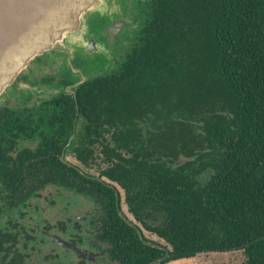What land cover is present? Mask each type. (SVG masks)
I'll list each match as a JSON object with an SVG mask.
<instances>
[{
  "label": "trees",
  "instance_id": "trees-1",
  "mask_svg": "<svg viewBox=\"0 0 264 264\" xmlns=\"http://www.w3.org/2000/svg\"><path fill=\"white\" fill-rule=\"evenodd\" d=\"M121 4L107 73L0 104V264H85L50 235L105 264H152L164 249L160 264L232 251L264 264V0ZM17 138L36 148L12 156Z\"/></svg>",
  "mask_w": 264,
  "mask_h": 264
},
{
  "label": "water",
  "instance_id": "water-1",
  "mask_svg": "<svg viewBox=\"0 0 264 264\" xmlns=\"http://www.w3.org/2000/svg\"><path fill=\"white\" fill-rule=\"evenodd\" d=\"M101 0H0V97L11 87L20 73L30 63L46 53L57 50L66 43L68 36L78 35L82 29L83 18L91 12ZM124 27V23L109 28L116 36ZM76 36L69 50H96L94 40H82ZM85 78L82 76V81ZM124 218V217H123ZM125 219V218H124ZM126 223L136 228L140 239L148 246L164 249L144 239L141 231L128 220ZM51 242L63 249L71 251L77 259L85 260L93 256L86 250L79 249L74 244L57 235L49 236ZM161 260L152 264H160Z\"/></svg>",
  "mask_w": 264,
  "mask_h": 264
},
{
  "label": "flooded vegetation",
  "instance_id": "flooded-vegetation-1",
  "mask_svg": "<svg viewBox=\"0 0 264 264\" xmlns=\"http://www.w3.org/2000/svg\"><path fill=\"white\" fill-rule=\"evenodd\" d=\"M108 2H110L109 3L110 5H114L115 8L113 11H111L108 8L109 7L108 6L105 13L108 15H115L116 17L110 20L108 24L99 31V33L103 31L104 34L105 33L109 34L112 37V40H114L117 45L120 37L122 36L123 32L126 30V27L128 25L127 20L124 17L125 13H127V9L124 10V7L121 4V0H109ZM126 2L127 4H129L130 2H132V0H126ZM99 15H100L99 16L100 18L103 17L101 13H99ZM120 23H124V27H121V29L117 32L116 36L114 37V35L110 33L108 30L109 28H112L114 25L116 26ZM87 29L89 31L88 27ZM112 45H113V41H111V46ZM72 54H74V56L79 57V58L83 56V53H80L79 51H74L72 52ZM55 56L56 58H53V59L50 58V59H47L46 61L47 63H49V61L51 62V60H53L51 65L46 64L44 59L42 60V62H40V64H37L35 67H32V68L30 67L31 66L30 65L31 63H30L28 67L26 68V72L30 71L32 75L34 74L33 77L31 76V78L28 79L25 77V73H22V75L20 74L18 76L19 77L18 80H15L14 85L11 86L13 87L12 91L17 94V97H13V93H12L10 94L11 97L10 96H8L7 98L5 97L6 100L0 104L7 105V106H17L21 101H23V97L21 96V93L26 94V96L30 98V103L35 102V101L41 102L43 100H47L46 99L47 97L56 96L65 91L66 93H69L70 92L69 89H71L72 86L76 84L74 83V81H76L77 78L80 79V76L77 74L76 71L73 72L71 70V67L68 65L67 56L69 55L63 48H60L59 50H57ZM63 58L65 59V63H63ZM113 62L111 61V65ZM75 78L76 80H74ZM19 82L27 84V85H25V88L20 87L18 85ZM30 108H32V111L34 112L33 113L34 115L31 114L30 117L34 119L41 118L42 111H45L46 109L45 107L40 106V105L38 106L29 105L26 107V110H29ZM37 123L39 122L37 121ZM13 139L14 138H12L11 141ZM36 140L37 139H32V138L31 139L30 138L29 139L17 138L16 140H14L15 148L13 149V151L15 152L13 153V155L10 152V155L12 156L18 155L22 151V149L26 146H27L26 148H30L32 150L35 149L36 148L35 146L37 145ZM89 214L90 213L88 211L82 212V213L80 212V215L76 216V218L81 219L85 216H88ZM75 246L78 247L79 249L86 250L88 253H93V256L88 257L85 260L77 259L75 255L72 253L76 260L83 261L85 262V264H105V260L103 258H107L108 255L105 252L100 251V249H98L97 247L90 249L88 246H85V247H81V246L79 247L77 245Z\"/></svg>",
  "mask_w": 264,
  "mask_h": 264
},
{
  "label": "rangeland",
  "instance_id": "rangeland-1",
  "mask_svg": "<svg viewBox=\"0 0 264 264\" xmlns=\"http://www.w3.org/2000/svg\"><path fill=\"white\" fill-rule=\"evenodd\" d=\"M109 0H101L100 2H98V4L96 5V7L89 12L88 14H86L83 18V23H82V29L80 30V32L78 33V35H80L78 38L81 37L82 40H94L96 43V50L93 51H80V53H83L82 57H76L74 56V54H72V52L77 51V50H69V52L67 51L68 55V65L71 67V70L74 72L76 71L77 74L79 76H83L84 78L90 77V76H96V74H103V73H107L110 69H111V61L114 60L115 56H116V52L114 50V47H116V42L114 40H112V37L109 34H104V32H100L99 31L101 29H103L110 20H112L113 18H115V15H108L106 14V10L107 7L113 11L115 6L114 5H110L108 2ZM109 12V11H107ZM101 13L103 17H99L98 14ZM105 13V14H104ZM97 15V16H96ZM88 21L93 22L92 24L93 27L91 31H88L87 29V23ZM78 35L75 36H68V40L66 41V43L62 44L61 46L57 47V50H59L60 48H66L67 43L70 44V42ZM94 37V39H93ZM73 38V39H72ZM111 41H113V45L111 46ZM52 51L50 53H46L45 55L36 58L30 65V67H35L37 64H40V62H42V60H45L46 64H52L49 61V63H47V59H53L56 58V51ZM59 57V56H58ZM76 57V58H75ZM63 63H65V59L63 58ZM30 69V68H29ZM25 73V77L26 78H31V76L33 77V75L30 73V71L26 72V69L22 72ZM21 73V75H22ZM41 77V76H40ZM39 77V78H40ZM76 79V78H75ZM74 79V80H75ZM35 80V78H34ZM20 87L25 88L24 83H20L18 84ZM13 87L10 88L8 90L5 91V94L2 95L0 97V103L4 102L6 100V98L8 96H10V94L13 93V97H17V94L14 93L12 91ZM6 97V98H5ZM11 97V96H10ZM12 100V98H11ZM48 192L51 191V188L47 189ZM47 192V193H48ZM64 203H57V208L55 209H61V211L64 208V204L66 202H68L67 200H63ZM80 203V202H79ZM53 209V208H52ZM55 212V211H54ZM53 212V213H54ZM79 212H86V208L79 210ZM44 216H46L47 218L52 214L51 211L49 209H45V212L43 213ZM55 214H57L55 212ZM144 235L147 239L156 241V242H160L163 244V242L161 240H159L158 238H156L155 236L151 235L150 233L146 232L144 230ZM167 264H245V256L243 254V252L241 251H232V252H225V253H202V254H198L196 255L194 258L191 259H184V260H179V261H174V262H170Z\"/></svg>",
  "mask_w": 264,
  "mask_h": 264
}]
</instances>
